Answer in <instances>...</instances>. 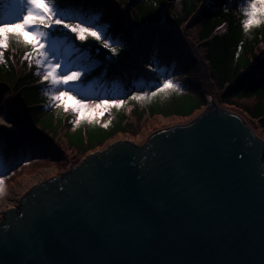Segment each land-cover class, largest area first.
Returning a JSON list of instances; mask_svg holds the SVG:
<instances>
[{
  "label": "water",
  "instance_id": "obj_1",
  "mask_svg": "<svg viewBox=\"0 0 264 264\" xmlns=\"http://www.w3.org/2000/svg\"><path fill=\"white\" fill-rule=\"evenodd\" d=\"M31 189L0 264H264V142L216 103Z\"/></svg>",
  "mask_w": 264,
  "mask_h": 264
},
{
  "label": "trees",
  "instance_id": "obj_2",
  "mask_svg": "<svg viewBox=\"0 0 264 264\" xmlns=\"http://www.w3.org/2000/svg\"><path fill=\"white\" fill-rule=\"evenodd\" d=\"M58 3L63 12L68 7L65 15L97 23L111 41L109 48L103 46V40L78 41L91 52L87 51L89 57L80 60L83 75L75 83L82 84L83 93L89 97L115 93L119 97L116 102L123 104L111 105V120L106 126L87 112L74 124L72 108L38 104L48 98L46 85L39 81L31 62L21 61L32 49L11 38L0 63V98L11 91L8 101L16 102L12 115L20 113L19 105L21 115L24 112L43 135L32 133L7 139L2 155L6 161L25 142L40 145L43 155L52 147L60 148L57 138L61 129H65L64 140L70 148L88 154L119 133L137 135L139 126L158 117L191 121L206 109L213 95L219 106L241 115L249 124L257 122L264 132V22L244 30L250 0H140L139 4L138 0H74L72 6L67 0ZM123 5L134 6L130 16L118 9ZM3 10L1 6L0 21ZM62 36L69 34L61 28L50 37ZM114 43L120 44L113 47ZM78 58L73 53L67 66ZM18 63L22 65L19 69ZM168 77L185 85L157 92ZM90 87L95 91H89Z\"/></svg>",
  "mask_w": 264,
  "mask_h": 264
},
{
  "label": "rangeland",
  "instance_id": "obj_3",
  "mask_svg": "<svg viewBox=\"0 0 264 264\" xmlns=\"http://www.w3.org/2000/svg\"><path fill=\"white\" fill-rule=\"evenodd\" d=\"M67 1H68L67 4H70L72 6L74 0H67ZM174 1L176 2V0ZM139 3L140 0H138V4ZM1 6L4 8V10L2 11L3 20L1 21H17L26 11L25 5L21 2V0H0V7ZM133 7L134 6L129 7L128 5H123L121 6V8L118 9L120 10V12L126 14L127 16H130L131 14L130 12L133 9ZM177 7L178 5L176 4V8ZM67 8L68 7L64 9V14H68ZM69 22L75 23L76 21L70 20ZM85 22L86 24H89L87 23V21ZM95 25H97V23H95ZM41 30L49 33L46 40L48 44V51L50 53L54 51L55 54L54 62H60L62 64L61 71H65L68 69L80 71L83 69L80 66L81 64L80 60L83 59L84 57L85 58L89 57L88 55L89 53H86L87 51L91 52L89 48L83 49L78 44L79 40H75L73 38V34L71 35L69 34V36H62L60 37V39H58V38L50 37L51 34L55 31L48 29H41ZM100 31L103 32L101 28ZM119 44L120 43H114L113 47L119 46ZM194 49L196 53H198V49L197 48ZM29 53L30 52L25 53L23 57H21V61L26 60L28 63H30L28 59H25L26 54ZM73 53L76 54V57L79 56V58L76 59V61L73 62L72 66L69 67L67 66L69 63V57ZM111 60H114V56L112 59H109L110 63ZM94 61L95 63L98 64L101 63L98 60H94ZM31 63L35 66V72L39 75V81L42 82L43 69L37 67L35 63V58L31 59ZM142 65L143 64H141L140 67H142ZM21 66L22 65L18 63V69ZM167 80H170L175 85V87L179 89H182L183 86L185 85L181 80L175 79L173 77H168ZM44 84L46 85L45 88H46V92L48 93V98L45 100L43 99L40 100L38 104L48 107L49 105H51L50 103H52L53 108L54 107L58 108L59 106H65L68 110L70 108L73 109V106L75 105V101L73 100H64L63 103H58L50 99V97L54 94H57L58 91H64L65 90L64 86H61L58 89L57 87L52 86L47 82H44ZM81 85L82 84L74 83L67 86L68 89H70L72 95H74L77 99H82L85 103L89 105L87 109H82L80 112L75 111L74 124H76L75 122L81 118L84 112H87L90 118L92 119L97 118L102 125L104 126L108 125L111 120V105L114 102L118 101L119 97L116 96L115 93H112L110 95H104V93H100V95L96 97H89L87 96L86 92L83 93L84 89L83 87H81ZM91 89L95 91L94 88L91 87L89 88V91H91ZM208 89L209 88H207V90ZM7 91L8 90H6V92ZM144 91L145 89L140 90L138 93L142 94ZM10 94L11 91L5 93V95L0 98V121L4 122V123H0V180L3 181V183L0 184V222H2L5 219L7 211L11 209L17 211L20 209L19 203L21 199L31 189L47 182L48 180H51L52 178L63 177L65 173H67L70 169L81 163L90 154V153L82 154L76 149L70 148L65 143L64 140L65 129H61L59 131L57 138V142L61 144L60 148L52 147L50 153L43 155L44 149L41 148L40 145L33 144L29 146L25 142V144L22 143L18 145L17 152L16 153L13 152V154L15 155L10 157L9 160L6 161L7 158H5L2 155H3V147L5 146L7 141H9L7 139L11 138L12 136L15 137L17 135L23 136V134L34 133L36 135H43V133L40 131L39 126L31 122V119L26 114H24V112L21 115V110L19 105L17 106V112L20 113H18L16 117L15 115H12L15 113L13 112L14 109L13 105L16 102L12 99L8 101L9 99L8 95ZM102 101L106 103L107 105L106 109L104 107H96V105H100ZM213 102L217 104V100L214 95L211 98H208V104L206 105L205 107L206 109L204 111L211 110L212 109L211 104ZM48 113L50 114V112ZM200 114H198V116ZM194 119L186 122L185 120L163 119L162 117H158V119H156L155 121H150L144 124L143 126H139L137 128V130H139L137 135L133 136L130 134L119 133L117 137H114L112 140L107 141L103 146L97 148L93 152L105 150L109 148L113 143L120 140L131 141L138 146H144L147 143L149 137L155 132L165 128L174 127L177 125L188 124L192 122ZM62 123L64 124L66 123V116L62 119ZM249 125L254 130L256 135L264 142V132L261 130V128H259L257 122H253L252 124ZM20 138L23 139L22 137ZM27 140H32V139L29 138Z\"/></svg>",
  "mask_w": 264,
  "mask_h": 264
},
{
  "label": "snow or ice",
  "instance_id": "obj_4",
  "mask_svg": "<svg viewBox=\"0 0 264 264\" xmlns=\"http://www.w3.org/2000/svg\"><path fill=\"white\" fill-rule=\"evenodd\" d=\"M25 5L26 11L22 14L21 18L17 21H0V63H3V51L7 49L9 40L16 38L22 41L27 47L32 49V52L26 54L25 59L31 62L35 58V63L38 68L43 69L42 81L57 87H65L64 91H58L50 97L52 101L63 103L64 100H73L75 105L73 110L80 112L82 109H87L89 105L82 99H77L72 95L67 86L79 81L83 73L79 70H65L61 71L62 64L55 61L54 51H48V44L46 42L49 33L41 29H48L59 31L61 28L67 30V34H73L75 40L81 42L89 38L96 41L103 40L105 48L110 47L109 38L100 31L94 24H86L85 21L80 20L78 17L65 16L64 12L60 9L58 0H21ZM264 0H250L248 8L245 11V20L243 27L245 31L261 22H264ZM75 20V23L69 22ZM113 53L116 52L112 48ZM175 88V85L170 80H165L162 87L157 89V92H163L165 89ZM153 92L152 95H156ZM133 99H144L142 96H133ZM123 101L114 102L116 107L121 106ZM96 107L107 108L105 102H101ZM0 123H4L0 121ZM3 181L0 180V184Z\"/></svg>",
  "mask_w": 264,
  "mask_h": 264
},
{
  "label": "bare ground",
  "instance_id": "obj_5",
  "mask_svg": "<svg viewBox=\"0 0 264 264\" xmlns=\"http://www.w3.org/2000/svg\"><path fill=\"white\" fill-rule=\"evenodd\" d=\"M205 112H207V111H204V113H205ZM19 210H20V209H19ZM19 210H17V211H19Z\"/></svg>",
  "mask_w": 264,
  "mask_h": 264
},
{
  "label": "clouds",
  "instance_id": "obj_6",
  "mask_svg": "<svg viewBox=\"0 0 264 264\" xmlns=\"http://www.w3.org/2000/svg\"><path fill=\"white\" fill-rule=\"evenodd\" d=\"M261 11H264V9H261Z\"/></svg>",
  "mask_w": 264,
  "mask_h": 264
}]
</instances>
